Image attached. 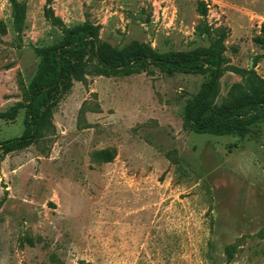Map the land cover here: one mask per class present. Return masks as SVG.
<instances>
[{
    "label": "rangeland",
    "instance_id": "1",
    "mask_svg": "<svg viewBox=\"0 0 264 264\" xmlns=\"http://www.w3.org/2000/svg\"><path fill=\"white\" fill-rule=\"evenodd\" d=\"M20 1L18 31L0 0V141L24 132L20 81L39 78V49L64 27L93 25L115 50L165 53L209 46L199 26H228V63L247 68L263 54L264 76V0H205L207 16L198 0ZM153 70L74 81L56 96L54 128L0 151V264H264V121L244 136L195 132L186 103L210 75ZM236 82L223 73L217 104ZM105 147L116 158L96 162Z\"/></svg>",
    "mask_w": 264,
    "mask_h": 264
},
{
    "label": "trees",
    "instance_id": "2",
    "mask_svg": "<svg viewBox=\"0 0 264 264\" xmlns=\"http://www.w3.org/2000/svg\"><path fill=\"white\" fill-rule=\"evenodd\" d=\"M9 1L12 4L14 26L20 31L25 24L26 6L20 0ZM197 3L199 13L207 16L208 3L205 0H198ZM49 11L48 16L55 22H60L53 10ZM0 26L1 31L5 32L2 22ZM198 28L200 34L205 33L209 37V46L189 52L163 53L146 44H136L127 50H115L100 41L97 28L93 25L64 27L62 41L39 49L43 56V68L39 78L29 86L22 79L20 81L27 98L24 106L25 130L20 136L0 141L2 155L31 145L44 137L49 127L54 128L52 116L56 96L67 92L74 81L86 83L90 75L111 77L128 76L143 71L153 72V68L168 73L210 75L201 90L186 103V127L198 133L217 135L244 136L257 132L256 126L264 121V76L256 70L263 54L256 55L253 68L231 65L225 56L230 28H213L207 23ZM262 28L264 29V25ZM226 71L241 75L243 82L234 83L225 101L217 104L220 79ZM81 111L84 112V105ZM116 156L117 150L112 147L95 150L92 154L93 159L99 163L112 162ZM24 241L35 245L34 239L29 236ZM227 253L228 262H231V246Z\"/></svg>",
    "mask_w": 264,
    "mask_h": 264
},
{
    "label": "water",
    "instance_id": "3",
    "mask_svg": "<svg viewBox=\"0 0 264 264\" xmlns=\"http://www.w3.org/2000/svg\"><path fill=\"white\" fill-rule=\"evenodd\" d=\"M254 67V61H252L251 63H250V68H253Z\"/></svg>",
    "mask_w": 264,
    "mask_h": 264
}]
</instances>
